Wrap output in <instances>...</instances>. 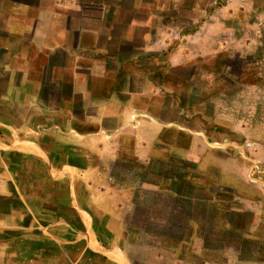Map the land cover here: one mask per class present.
Masks as SVG:
<instances>
[{"label":"crops","instance_id":"obj_1","mask_svg":"<svg viewBox=\"0 0 264 264\" xmlns=\"http://www.w3.org/2000/svg\"><path fill=\"white\" fill-rule=\"evenodd\" d=\"M200 7L0 0V264H264L263 190L210 162L238 137L190 91L209 67L162 55V22ZM179 162L156 188L183 229L142 247L128 216L145 197L116 171Z\"/></svg>","mask_w":264,"mask_h":264},{"label":"rangeland","instance_id":"obj_2","mask_svg":"<svg viewBox=\"0 0 264 264\" xmlns=\"http://www.w3.org/2000/svg\"><path fill=\"white\" fill-rule=\"evenodd\" d=\"M123 1L129 4L131 0ZM198 3L200 9L179 8L162 22L164 37L168 39L165 43L162 38V55L177 67L187 63L209 67V75L197 74L192 79L195 87L190 90L192 97L202 100L210 117L216 120L220 116L228 130L238 137L228 140L222 151L212 152L210 162L219 163L229 172L236 168L237 176L251 179L264 193V0H198ZM173 12L176 13L172 16ZM200 85L202 91L197 88ZM217 124L215 121L214 126ZM186 166L179 162L144 171L124 168L116 171L119 180H138V192L145 197L138 205L136 201L131 203L128 216V221L142 230L138 238L142 247L156 243L153 231L179 236L176 232L183 229L178 224H166L171 219L167 214L169 207L177 204L157 190L156 181L165 176H183ZM119 208L124 210L127 206L120 203ZM158 216L161 224L153 225L152 220L158 221ZM206 224H210L209 217ZM207 238L210 243L217 241L214 235ZM134 252L136 260L148 262L156 251L144 248Z\"/></svg>","mask_w":264,"mask_h":264}]
</instances>
